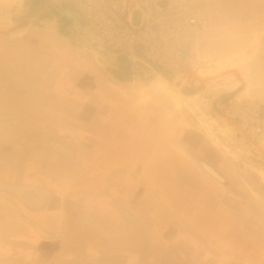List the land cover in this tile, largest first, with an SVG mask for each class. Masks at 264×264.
I'll return each mask as SVG.
<instances>
[{
	"label": "rangeland",
	"instance_id": "obj_1",
	"mask_svg": "<svg viewBox=\"0 0 264 264\" xmlns=\"http://www.w3.org/2000/svg\"><path fill=\"white\" fill-rule=\"evenodd\" d=\"M51 1L45 0L37 5V0H34L31 15L27 14L17 24L43 14ZM225 1L228 2H223ZM260 2L248 0V4H252L249 6H258ZM74 4L76 5L75 2ZM24 7L25 0L13 1V11L25 10ZM77 7L89 20L85 12ZM215 10L217 15H210L207 22L205 18L202 45L199 43L195 49H188L191 52L186 56L182 54L183 59L179 63L169 65L155 61L139 47L152 62L171 70L173 74L179 73L177 82L188 89H196L208 80L232 72L240 77L243 63L239 58H231L215 74L206 77L199 75V69L205 67L206 61L214 59L218 64L220 61L217 53H209L207 50V42L214 33L212 26L218 21L219 36L214 39L217 47L228 45L234 49L238 43L257 46V43L250 42L255 33L264 35V14L248 15L240 19L239 16L230 17L228 8ZM89 22L91 23L90 20ZM77 54L79 67L85 68L87 64L97 75L94 76V89L78 82V93L74 96V99L81 101L77 103V117L71 121L56 119L55 114L59 111L39 106L42 112L33 116L32 120L41 125L42 131L53 135L49 134L52 138L46 141H52L53 144H50L54 149L44 143L45 145L41 144L39 147L41 154H46L44 159L30 156L19 165L18 155H9L13 156L11 159L14 162H0V182L44 185L47 190L43 202L37 207L39 209L36 210L35 217L26 220L21 215L20 220L7 211V214L0 212V231H3L0 234V264H48L51 259L60 260L61 264H70L76 250L73 240L79 230L77 223H72V211L75 213L83 210L98 216L106 215L122 223L123 218L116 214L113 199L127 200L138 206L142 216L147 218L152 234L148 235L146 247L153 246L155 242L169 243V219L177 223L172 232H199L206 239V247L216 244L218 246L214 234L223 236L231 222L232 226H236L232 231L231 241L239 250H244L243 246L246 245L248 256L244 257L253 260V264H264L261 253L264 248V183L260 173L251 166L246 167L236 161L222 150L213 149L212 143L207 142V138L199 130L184 124L185 115L181 113V107L170 104L168 97L149 90L144 86L146 83L137 81L133 75L129 78L122 71H118L116 76L110 75L98 65L95 53L89 49L78 50ZM126 60L132 66L141 63L137 59ZM87 82L93 85L92 80ZM261 82L255 86L257 94L254 92L252 95H245L241 93L240 87L217 99L214 107L219 117L232 127V139L244 150L264 160V130L255 137L250 130V122L243 117L244 114L251 117L256 112L257 117L264 118L263 76ZM229 100L238 101L247 109L242 112V107V115L228 110L226 103ZM217 102L220 103L219 106ZM236 107L238 110V106ZM28 116L30 121L31 111ZM164 119L170 121L167 127ZM4 124L0 121V125ZM170 124L173 125L176 140L169 148ZM32 125L30 121L29 126ZM179 129L181 130L178 132ZM185 147L205 157L202 161L208 166H214V163L219 168L217 170L214 166L223 177V182L210 173L209 175L204 169L201 172L194 168L191 151ZM194 159L200 167L201 160L197 157ZM148 175L153 179L152 182L149 180L150 183L145 181ZM224 179L241 190L237 191L239 195L231 192L236 191L234 189H223ZM220 183L224 185L222 188L218 185ZM1 191L12 199L18 198L14 192L2 186ZM22 197L24 198L23 195ZM199 201L202 202L201 207L197 203ZM225 201H230L232 207L228 203L224 207ZM40 211L42 214L39 215ZM61 223L62 226L66 223L67 232L58 228ZM86 233L80 235L84 236L81 244L88 258L100 257L102 249L106 248L111 253L122 250L107 245L93 232ZM246 235L247 240L244 239ZM229 242L227 246L230 247ZM208 254L207 264L209 259H214L213 252ZM224 255L222 254L223 258L229 259ZM137 257L128 254L124 258V264H136L134 260L137 261Z\"/></svg>",
	"mask_w": 264,
	"mask_h": 264
},
{
	"label": "crops",
	"instance_id": "obj_2",
	"mask_svg": "<svg viewBox=\"0 0 264 264\" xmlns=\"http://www.w3.org/2000/svg\"><path fill=\"white\" fill-rule=\"evenodd\" d=\"M223 1L205 0V3L207 4L208 2L213 7L210 8V11H213L217 5L220 8H228L230 17L239 16L240 19L248 15L259 16L264 14V0H260L261 4L258 6H249L252 4H248V0ZM11 12H13V2L6 3L0 0V14ZM213 15H217V10H215ZM9 23L10 21L7 19L0 20V71L5 72V75H0V87L4 88L6 83L12 78L23 79L26 85L32 89L38 106H42L43 109L47 106L51 111H59L55 114L56 119L71 121V119L76 118L79 113L77 111V103H81L79 99H74V96L78 93V82L84 85L89 84L88 80H94L97 77L94 69L87 64L85 68L79 67L78 49L72 46L70 38L66 34L57 29H32L28 24L24 33L19 34L14 31L12 35L11 32L17 25H9ZM218 26V21L214 22V26H212L214 33L209 42H207V49L212 47L214 49L212 51L219 54V52L237 51L242 44H245L238 43V46L234 49L228 45L217 47L214 39L219 36L220 27L217 29ZM256 92L255 94H257ZM5 94L0 95L5 96ZM5 99L0 98V113H4V116H0V121L2 123H11L10 121H12L16 127L27 129L30 123L28 120L29 116L27 117V115L31 110L27 107L20 108V104H23V98H16L15 101H17L16 104L18 106L15 104L14 108L11 106L13 104L11 99ZM33 132L35 136L39 135L38 129L33 128ZM175 140L174 136L169 141V148L170 144ZM194 168L199 169V167ZM145 178V181H153L151 175H148L149 179ZM21 193L28 200H33L34 198L36 199L38 190H21ZM118 201L130 207L129 201L123 199H118ZM197 203L201 207L202 202L199 201ZM225 203L224 207L227 206V203L229 207H232L230 201H225ZM193 206L197 207L196 204H193ZM26 216L29 217L27 213ZM176 224V222L169 219V244L167 246L164 242H156L165 245L164 247H169V249L165 250L168 253H163L162 249H158L159 253L152 254L154 252L152 251L148 254L150 257L141 258V264L142 260L146 264H207L209 252H213L214 254V259H209V264H253V260L245 258L248 256L246 245L243 246L244 250H239L231 241L233 239L231 237L233 235L232 231L236 227L235 225L232 226L231 222V225L223 236L222 234H214V239L218 241L219 245L217 246L216 244V246L212 247L208 245V248L206 247V239L199 232H184L182 230L181 233L172 232V229H176ZM247 236H244V239L247 240ZM234 240L238 241L237 239ZM228 242L230 247L227 246ZM232 243L234 246H232ZM222 254H225L224 256L229 257V259L223 258ZM121 255L122 253H115L113 257L117 264H124V258H121ZM127 256L125 255L124 257L126 258ZM262 257L264 258V254H262ZM135 262L137 264L136 260H134Z\"/></svg>",
	"mask_w": 264,
	"mask_h": 264
},
{
	"label": "flooded vegetation",
	"instance_id": "obj_3",
	"mask_svg": "<svg viewBox=\"0 0 264 264\" xmlns=\"http://www.w3.org/2000/svg\"><path fill=\"white\" fill-rule=\"evenodd\" d=\"M195 2L198 5V7L203 11V15L206 18V21L210 15H213V13L215 12L214 9L220 8L216 5L213 11H210V8H213V7H211V5L208 2L206 4L205 0H195ZM33 3H34V0H25L24 8L28 15H31V11H32L31 7ZM208 11L211 13H209ZM42 19L45 21L48 20V18L45 17L44 15ZM0 75H5V72L0 71ZM92 81H93V85L92 84L90 85L84 84V85L91 86L92 88H94L96 85H94L95 84L94 80ZM4 93H6L5 96L0 95V98L11 99V102L13 103L11 105L12 108H14V105L17 103V101H15L16 97L23 98V102H22L23 104L22 105L20 104V108L21 109L25 107L30 108L31 110L30 121L35 126H28L27 129L25 128L23 129L21 127H16L12 123V121H10L11 123L6 122L4 125H0V162H7V161L14 162V160L11 159V157L13 158V156L15 157V155H18L17 158L19 159V162L17 164L19 165H22L25 162V159L29 158L30 156H35V157L44 159V156L46 154L42 155L41 152L39 151L40 149L39 147L41 146V144L45 145L44 143H47L48 147L54 149L53 145H51L53 144L52 141L50 142L51 144L49 143V141L48 142L46 141L48 138H52L51 136L53 135L51 133L42 131L41 125L37 124L36 122L32 120L33 116L38 115L40 114V112H42L41 108L38 106L37 99L35 95L33 94L32 89L26 85V82H24L23 79L16 77V78L10 79V81L6 83L4 89L2 88V86L0 87V94H4ZM16 106L18 105L16 104ZM3 127H6V130H3ZM33 128L38 129L39 131L38 136H35L33 132ZM53 142H56V141L53 140ZM185 149L187 150L188 148L185 147ZM53 153L54 152L52 151L51 155H53ZM9 155H13V156H9ZM207 160L210 161L209 159ZM200 162L206 165L205 168L208 170V172L211 175H213L215 178L219 177V179L221 178V181H223V177L215 170V167L217 168V166H215L213 162H212L213 163L212 165H214L215 167L208 166V164L205 161L201 160ZM207 167H209V169ZM211 168L213 171L211 170ZM218 169L219 168H217V170ZM216 172L220 176H218ZM225 184H230V183H228V180H227V183ZM218 185L220 188L224 186V185L222 186L221 183ZM0 186L4 187L5 189L9 191L14 192L16 197H18V198L12 199L6 196L3 193V191H1L0 198L2 199H0V212L3 213L7 211L9 212L10 215L12 216L14 215L16 218L20 220H22L21 215H23V217L26 220L30 219L31 217H35L36 210L39 209L37 207L41 205V203L43 202L42 200L47 194V190L44 185H31V184H21V183L12 184L10 182L8 183L0 182ZM225 186L223 187V189L231 191L232 188H229L228 185H225ZM233 188L236 191H231V192L239 195L237 191H241V190L235 186H233ZM29 189L38 190L36 199L34 198L33 200H28L27 198H23L22 195L19 193L21 190L26 191ZM112 202H113L114 209L116 210V214H118L120 217L123 218L122 223L117 221L116 219L110 218L109 216H106V215L98 216L89 211L79 210L78 212L76 211L75 213L74 211H72V215L71 213H69L73 221L72 223L73 224L77 223V229H79L77 233V237H75V240H73L76 250H74L75 255H73V260L71 261L70 264H117L115 262V259H113V257L115 256V253L108 252L107 248L102 249V253L99 255L100 257L96 259L95 258L91 259V258H88V256H86L85 252L82 249L83 246L81 244L84 236L82 237L81 236L82 234L80 235V233H86V232L87 233L91 232V234L93 232L101 240L105 241L107 245H112L116 247L117 249H122L118 251V253H122V255L120 256L121 258H125L124 256L128 254L137 255L138 256L137 264H141L140 263L141 258L144 259L146 257H150L148 254L152 251H154L152 252V254H154V253H159L158 249H162L163 253H168V251H165V250L169 249V247H164V246L165 245L167 246L169 243H165V245H162V244H158L155 242L153 246H149V247L145 246L147 245L148 235L152 233L149 227L150 226L149 221L147 220V218L142 216L138 206L134 204H130V207H129L123 203H120L118 199H113ZM26 213L29 215V217L26 216ZM40 214H42L41 211L39 212V215ZM163 215L165 216V214ZM166 219H168V217ZM58 228H61V231L64 230L67 232L66 223L64 224V226H62V223H61V225ZM2 233L3 231H0V234ZM47 257H50V256H47ZM159 257L166 258L164 256H159ZM59 262L61 261L51 259L48 264H61ZM63 264H68V263L65 262ZM142 264H146L144 263V260H142Z\"/></svg>",
	"mask_w": 264,
	"mask_h": 264
},
{
	"label": "water",
	"instance_id": "obj_4",
	"mask_svg": "<svg viewBox=\"0 0 264 264\" xmlns=\"http://www.w3.org/2000/svg\"><path fill=\"white\" fill-rule=\"evenodd\" d=\"M43 1L45 0H37V5H39V3ZM43 15L48 18L47 21L42 19ZM26 17L27 13L24 9L16 12L13 11L11 13L0 14V20H9V25H15ZM28 24L32 29H57L58 31L66 34L70 38L71 44L74 48L78 50L89 49L94 52L95 59L98 65L112 76H116L118 75V71H122L123 73H125V75H128L129 78L130 75H133V77L137 81L147 84L150 83L152 78H154L156 75H162L168 80L169 87L181 94V96L185 100L186 105L187 102H189V97H194L195 95H205L207 94V92H210L209 88L213 84L216 85L214 95L210 94L208 95V97L205 95V102H203L199 106L193 105L196 107L195 110H188L185 104L181 106L180 110L182 114H185L186 120L195 124V126H191L188 123L187 125L193 128H196L197 126L199 127L200 117L196 111L202 113V110H205V112H207L211 118L213 117L216 120V123L211 124V126L215 133L218 135V141H221V143L223 144L222 150L229 152L230 155L236 158V161L243 163L246 167H248L247 165H249L252 168H256L261 165V168H264V160L255 157L249 151H245L235 140L231 138L233 130L231 131L230 128H228L229 130H227L224 127L226 125L223 124L224 121L219 117L214 107L215 101L217 99L226 94L232 93L243 86V81H239L240 78L237 73L232 72L235 79H237V82L239 83L231 88H224V81H222L223 79L221 77H216L210 81L208 80L204 82L202 86L196 89H188L183 86V84H179L177 82L178 73L173 74L171 70H168L167 68L149 60V58L143 53L140 47L131 50H125L109 43L95 29V27L85 17L84 13L74 4L72 0H52L48 5L47 10H45L43 14L34 17L24 23H20L19 25L17 24V26L12 30L11 34L13 35L14 31L26 27ZM263 40L264 38L261 42L263 43L262 51L264 50ZM189 51L190 50L185 51L183 55L186 56ZM127 58L137 59L141 61V63L134 64L132 66L129 64V62H127ZM262 61L264 64V55L262 56ZM240 74H242V72H240ZM199 128L201 129V127ZM222 128L225 129L224 132ZM187 150L191 151V154L200 160L204 158L202 155L191 150L190 148H188ZM224 180L225 183H227L226 179ZM225 185H228L229 188L234 189L231 183Z\"/></svg>",
	"mask_w": 264,
	"mask_h": 264
},
{
	"label": "built area",
	"instance_id": "obj_5",
	"mask_svg": "<svg viewBox=\"0 0 264 264\" xmlns=\"http://www.w3.org/2000/svg\"><path fill=\"white\" fill-rule=\"evenodd\" d=\"M73 1L109 43L125 50L140 46L155 61L179 63L184 51L195 49L199 43L202 45L205 17L195 0ZM226 108L239 114L247 109L231 100ZM243 117L250 122L255 137L264 130V118L257 117L256 112L251 117L246 114Z\"/></svg>",
	"mask_w": 264,
	"mask_h": 264
},
{
	"label": "bare ground",
	"instance_id": "obj_6",
	"mask_svg": "<svg viewBox=\"0 0 264 264\" xmlns=\"http://www.w3.org/2000/svg\"><path fill=\"white\" fill-rule=\"evenodd\" d=\"M3 2L5 1L6 3H10V2H13V1H16V0H2ZM22 1V0H20ZM22 3V2H21ZM200 3V2H199ZM30 26V25H29ZM28 26L26 27H23V28H20V29H17L15 32L16 33H19L21 34L22 32L24 33L25 29L27 28ZM264 38V35H257V33L254 34V38H253V41L252 43H257L258 46H254V45H250L249 43H245V44H242L238 49L237 51H225V52H219V54L217 53V55H219L220 57V61H219V64L214 60H210V61H206V64L204 63L205 67H202L199 69V75H201L202 77H206V76H210L212 74H215L216 73V70H218L220 67H223L225 66L226 62L228 60H230L231 58H239V60L241 61V63H243V67L241 69V72H242V77H239V81H243V86H242V91L241 93L245 94V95H252L255 91H256V88L255 86L256 85H259L261 84V77L263 76L264 74V64H263V61H262V56L264 55V50L262 51V45L263 43L262 42V39ZM264 41V40H263ZM259 42V43H258ZM209 53H214L212 50H214L212 47L208 48L207 49ZM196 53V52H195ZM216 53V52H215ZM214 53V54H215ZM200 56V55H199ZM206 57V56H205ZM196 58V57H195ZM203 58V56H202ZM203 60V59H202ZM203 62V61H202ZM229 62V61H228ZM237 64V63H236ZM203 65V64H202ZM235 65V64H234ZM201 66V65H200ZM241 66V65H240ZM97 67V66H96ZM199 68V67H198ZM232 68V67H231ZM225 71V70H224ZM240 71V70H238ZM178 72V71H177ZM237 72V71H236ZM179 74V73H178ZM106 75V74H105ZM221 77L224 81V88H231L233 87L234 85H236L238 80L235 79L234 75L231 73V74H226V75H222V76H219ZM198 79V78H197ZM214 79V78H213ZM212 80V79H211ZM117 82V81H116ZM135 83V81H134ZM118 85V84H117ZM146 88H149V90H153L154 92H158L159 94H162L164 97H168L169 99V103L174 105V106H179L181 107L182 105H184V102L185 100L183 99V97L181 96L180 93H176L174 92V90H172L170 87H169V84H168V80L163 77L162 75H156L154 78H152V80L150 81V83H147L144 85ZM3 88V87H2ZM4 89V88H3ZM129 89V88H128ZM121 90V89H120ZM142 90V89H141ZM210 92H207V94H205L207 97L208 95H214V91L216 90V85H212L210 88H209ZM129 91V90H127ZM126 91V92H127ZM147 91V90H146ZM149 92V91H147ZM150 93V92H149ZM148 95V94H147ZM205 95H195L194 97L191 96L189 97V102H187V105L186 107L188 108V110H195V106L193 105H201L203 102L206 101V96ZM16 98H19V97H16ZM142 99V98H141ZM169 104V105H170ZM190 106V107H189ZM169 108V107H168ZM172 108V107H171ZM171 110V109H170ZM172 111V110H171ZM181 111V110H180ZM179 111V112H180ZM197 114L199 115L200 117V120H199V127H201V129L197 126L196 128L201 131L200 133L202 135H204V137H206V141L208 142H211L210 145L212 146L213 149L215 150H222V146L223 144L221 143V141H218V135L215 133V131L212 129V126L211 124L213 123H216V120L212 117H210V115L205 112V110H202V113L196 111ZM182 113V112H181ZM170 115V114H169ZM185 115V114H183ZM0 116H4V113H0ZM170 117V116H169ZM185 117V116H184ZM166 118V117H164ZM170 120V118H169ZM183 120V119H182ZM164 122L166 124V127L169 125V122L168 119H164ZM172 122V121H171ZM223 122V121H222ZM187 123L191 126H195L194 123L192 122H189L186 120V118H184V124L187 125ZM198 123V124H199ZM224 126L227 130H229L228 128H230V130L232 131V127L229 126V124H227V122H223ZM171 126V124H170ZM173 126V125H172ZM169 127V141L174 137V128ZM190 127V126H189ZM193 128V127H191ZM162 130V128H161ZM181 129L178 130V132L180 131ZM223 132L225 129H223ZM262 130V129H261ZM177 132V133H178ZM183 132V130H182ZM226 132V131H225ZM261 133V132H260ZM183 134V133H182ZM233 136V131H232V134ZM258 135V134H257ZM231 136V138H232ZM262 136V135H261ZM193 138V137H192ZM261 138V137H260ZM170 143V142H169ZM172 145V144H170ZM242 148V147H241ZM181 149V148H178V150ZM212 149V150H213ZM243 149V148H242ZM225 154L229 155L230 157L232 158H235L233 157L232 155L229 154V152L227 151H224L222 150ZM246 151V150H245ZM190 154V153H189ZM214 156V155H212ZM221 156V155H220ZM189 157V156H188ZM192 159H193V165L195 167H199L198 163H196L194 157L195 156H190ZM260 158V157H259ZM236 159V158H235ZM188 160L190 161L191 159L188 158ZM192 161V160H191ZM195 161V162H194ZM205 164L201 163L200 162V167L199 169H204L205 172H208V170L205 168ZM258 167H262L261 165L258 166ZM256 169L260 175H261V181L264 183V168H261V169H258V168H254ZM212 170V168H211ZM261 170V171H260ZM203 171V170H201ZM213 171V170H212ZM237 171V170H236ZM256 171V172H257ZM217 173V172H216ZM223 173V172H222ZM210 175V174H209ZM218 176H220L218 173H217ZM213 177V176H212ZM238 177V176H237ZM216 178H219V177H216ZM215 178V179H216ZM221 180V178H220ZM221 182V181H220ZM223 182V181H222ZM229 189V188H228ZM21 195V191L19 192ZM49 195V194H48ZM25 198V197H24ZM2 199V198H0ZM6 200V199H5ZM9 201V200H8ZM21 209V208H20ZM2 211V210H1ZM5 213L7 214V212L5 211ZM4 213V214H5ZM40 230V229H39ZM42 230V229H41ZM65 236V235H64ZM262 254H264V248L263 250L261 251ZM247 261V260H246ZM256 261V260H255Z\"/></svg>",
	"mask_w": 264,
	"mask_h": 264
}]
</instances>
